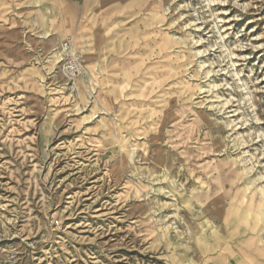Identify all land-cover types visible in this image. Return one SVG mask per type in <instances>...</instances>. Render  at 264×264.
Wrapping results in <instances>:
<instances>
[{"label":"rangeland","instance_id":"rangeland-1","mask_svg":"<svg viewBox=\"0 0 264 264\" xmlns=\"http://www.w3.org/2000/svg\"><path fill=\"white\" fill-rule=\"evenodd\" d=\"M242 222L264 228V0H0V264H180Z\"/></svg>","mask_w":264,"mask_h":264},{"label":"crops","instance_id":"crops-1","mask_svg":"<svg viewBox=\"0 0 264 264\" xmlns=\"http://www.w3.org/2000/svg\"><path fill=\"white\" fill-rule=\"evenodd\" d=\"M68 10H74L75 6L79 8L76 2H68ZM63 11V10H61ZM80 11V9H79ZM58 16V15H57ZM60 24L56 27L61 39L66 38L68 35H72L69 32H73V27L66 30L64 25V16L59 19ZM78 20H75V23ZM75 30V29H74ZM62 41V43H63ZM82 80V79H81ZM80 80V81H81ZM233 216L229 213L226 221L220 225V232H225L230 230V226ZM235 228L233 236L228 239L220 240V236H216L215 242L210 244H205V249L203 254H191L188 261H181L180 264H264V228L258 225L257 227H251L249 223H240ZM219 237V238H218ZM219 239V240H218ZM222 246L220 253H216L218 250L217 246ZM203 245V244H202ZM210 245V246H209Z\"/></svg>","mask_w":264,"mask_h":264},{"label":"built area","instance_id":"built-area-1","mask_svg":"<svg viewBox=\"0 0 264 264\" xmlns=\"http://www.w3.org/2000/svg\"><path fill=\"white\" fill-rule=\"evenodd\" d=\"M64 57L62 60L61 70L64 78L67 80L69 91L75 98L79 96V81L86 77L83 55L75 50L74 36L68 35L62 43Z\"/></svg>","mask_w":264,"mask_h":264},{"label":"bare ground","instance_id":"bare-ground-1","mask_svg":"<svg viewBox=\"0 0 264 264\" xmlns=\"http://www.w3.org/2000/svg\"><path fill=\"white\" fill-rule=\"evenodd\" d=\"M53 43L60 44V43H61L60 38H59V37H55V38L53 39ZM103 43H104V42H103V36H100V45H101V49L104 48V44H103ZM57 44H56V45H57ZM61 49H62V51H60V52L58 51L57 54H54L53 57L55 58V60L58 59V58L60 57V55L64 53V50H63L62 46H61ZM54 51L56 52L57 50L55 49ZM54 51H53V52H54ZM55 60H54V61H55ZM92 80H93V79H92Z\"/></svg>","mask_w":264,"mask_h":264}]
</instances>
